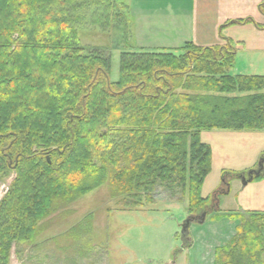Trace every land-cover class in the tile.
Returning <instances> with one entry per match:
<instances>
[{
	"label": "trees",
	"instance_id": "16d2710c",
	"mask_svg": "<svg viewBox=\"0 0 264 264\" xmlns=\"http://www.w3.org/2000/svg\"><path fill=\"white\" fill-rule=\"evenodd\" d=\"M78 1L0 0V173L15 176L0 200V264L62 204L105 184L124 210L159 189L208 212L200 133L264 129V79L231 77L229 46L124 51L112 81L111 57L81 47L72 15L80 1L106 17L112 7ZM241 223L218 264H264V213ZM91 229L87 214L63 236L80 244Z\"/></svg>",
	"mask_w": 264,
	"mask_h": 264
},
{
	"label": "rangeland",
	"instance_id": "374dc122",
	"mask_svg": "<svg viewBox=\"0 0 264 264\" xmlns=\"http://www.w3.org/2000/svg\"><path fill=\"white\" fill-rule=\"evenodd\" d=\"M97 1L103 8L105 4L111 6V14L106 17L101 11L95 13L98 7L92 6L94 11L86 9L80 1L79 8L72 14L80 17L74 26L86 52L97 50L111 57L112 81L118 76L121 52L140 49L153 52L181 46L170 44L174 43L172 24L165 13L169 7L181 8L179 0ZM116 13L121 16L115 17ZM254 137L257 135L247 132L201 133L200 141L209 146L212 155L211 171L201 190V197L209 199L204 209L208 212L204 223L190 225L183 240L180 226L188 217H200L201 209L193 211L186 200L169 199L158 189L153 204L124 210L118 207L117 200L110 198L108 184H105L62 204L61 210L41 221L39 229L42 230L33 241L12 246L8 264H218L222 255L219 251L227 246L225 241L234 235L235 228L244 231L241 222L253 215L238 211L236 175L245 165L256 162L257 148H264V135H260L261 139ZM12 172L0 173V192L14 175ZM223 180L228 183L229 192H218V200L221 211L230 213L228 215L221 214L212 199ZM219 190L226 191L225 184ZM87 214L92 216L91 233L84 236L80 244H74L63 235Z\"/></svg>",
	"mask_w": 264,
	"mask_h": 264
},
{
	"label": "crops",
	"instance_id": "0c3cea01",
	"mask_svg": "<svg viewBox=\"0 0 264 264\" xmlns=\"http://www.w3.org/2000/svg\"><path fill=\"white\" fill-rule=\"evenodd\" d=\"M179 2L182 4L181 8L169 7L165 11L172 24L170 31L174 37V43L170 44L181 45L179 48L186 43L200 48L229 46L232 49V66L228 71L231 77L264 79V0H179ZM163 50L176 49L153 51ZM262 92L264 93V89ZM248 94L236 92V96ZM236 132L257 135L255 139H261L260 135H264V129ZM256 151H258L256 162L245 165L238 175L245 176L248 172L258 169V162L264 157V148H257ZM255 177L261 179L254 181ZM236 181L239 182V185L236 184L238 189L236 206L239 209L237 207L236 209L242 213H264V163L259 175L254 176L245 186L240 184L239 179L236 178ZM246 191H249V194ZM250 197L253 199L252 202L249 200ZM216 205L221 214H229L221 211L219 200ZM230 238L225 241L226 244Z\"/></svg>",
	"mask_w": 264,
	"mask_h": 264
},
{
	"label": "water",
	"instance_id": "95a60500",
	"mask_svg": "<svg viewBox=\"0 0 264 264\" xmlns=\"http://www.w3.org/2000/svg\"><path fill=\"white\" fill-rule=\"evenodd\" d=\"M263 163H264V158L260 159V161L258 162V169L256 171H250L246 174V176L244 175H236V178L240 180L242 186H245L250 180H252V178L254 176H258L260 171L263 168ZM15 176L13 175L11 177V179H9L7 181V185L4 186L0 192V200L2 199V197L7 193L8 191V187L11 184V182L14 180ZM226 186V191L225 192H221L222 194H227L229 192V185L228 183H225L224 180L223 182ZM206 214L207 212H202L200 217H188L180 226V236H181V240H183L184 236L187 234L188 229L190 227L191 224L196 223L201 225L202 223H204L205 218H206Z\"/></svg>",
	"mask_w": 264,
	"mask_h": 264
},
{
	"label": "flooded vegetation",
	"instance_id": "af4514ba",
	"mask_svg": "<svg viewBox=\"0 0 264 264\" xmlns=\"http://www.w3.org/2000/svg\"><path fill=\"white\" fill-rule=\"evenodd\" d=\"M217 192H220L221 193L222 191L221 190H218ZM223 192H225V191H223Z\"/></svg>",
	"mask_w": 264,
	"mask_h": 264
}]
</instances>
